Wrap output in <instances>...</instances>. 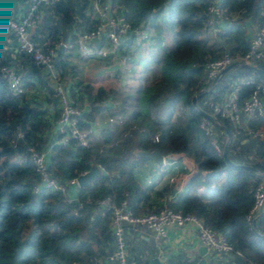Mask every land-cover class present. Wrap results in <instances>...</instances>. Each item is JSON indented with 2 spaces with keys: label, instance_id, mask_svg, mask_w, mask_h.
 Listing matches in <instances>:
<instances>
[{
  "label": "trees",
  "instance_id": "trees-1",
  "mask_svg": "<svg viewBox=\"0 0 264 264\" xmlns=\"http://www.w3.org/2000/svg\"><path fill=\"white\" fill-rule=\"evenodd\" d=\"M108 1L130 25L127 36L120 41V53L131 54L127 50L131 46L143 60V66L134 74V86L118 90L92 91L90 84L80 81L68 84L66 89L81 110L76 117L80 128L93 122L95 113L88 109L92 104L104 105L102 110L112 118L96 133L89 134L88 146H79L73 138L62 143L60 134L51 132L58 112L54 94L56 103L46 88L49 95L42 102L28 98L25 89L13 93L7 86L5 73L0 71V264H98V258H105L112 249L109 213L95 204L107 195L116 200L125 197L134 213L162 206L189 211L226 237L239 252L234 254L239 264H264V213H258L253 224L245 220L252 201V186L255 180L264 178L245 168L229 166L221 155L228 136L229 160L264 170V137L244 132L245 128L264 131V116L241 115L236 126L229 116L221 117L210 107V103L222 101L233 83L238 84L236 101L241 105L253 84L240 80L264 82V73L233 65L214 84L203 78V66L208 60L224 52L237 57L246 49L248 20L255 22L257 28L261 26L264 0H218L226 17L217 23L210 21L208 0ZM88 3L89 0H55L44 5L57 18L50 20L43 41L30 37L43 50H54L56 60L53 58L52 68L60 83L64 74L73 70L66 67L68 52L59 51V43L92 26L91 23L73 32V16ZM138 25L149 31V41L143 48L130 44L131 29ZM23 56L28 59L31 71L47 70ZM2 63L6 65L5 54ZM253 64L264 70V60ZM39 82L41 87L45 86L41 79ZM219 82L221 85L217 86ZM201 91L205 92L193 105L191 97ZM259 97L264 104V92ZM82 102L87 105L82 107ZM176 103L187 107V127L201 138V153L189 151L183 135H170L168 123ZM196 107L214 117L208 119L214 136L204 133L199 126L205 116ZM17 132L21 135L17 136ZM213 137L219 151L210 144ZM243 138L256 143L252 149L258 146L256 149L261 151L247 152L241 148ZM27 146L45 150L48 172L62 182L92 165L102 169L86 186H77L73 199L66 191L33 192L38 176L27 157ZM136 150L162 154L189 151L196 171L183 191L173 199L153 203L155 206L151 208V202L143 203L149 189L140 188L133 177V169L145 160L135 154ZM240 153L242 160H237L235 156ZM222 175L220 182L218 178ZM127 229L132 230L129 226Z\"/></svg>",
  "mask_w": 264,
  "mask_h": 264
},
{
  "label": "built area",
  "instance_id": "built-area-1",
  "mask_svg": "<svg viewBox=\"0 0 264 264\" xmlns=\"http://www.w3.org/2000/svg\"><path fill=\"white\" fill-rule=\"evenodd\" d=\"M55 0H29L27 11L20 19L11 17L5 7L0 4V71L4 72L7 79V86L13 93H22L24 87L19 81L16 73L2 63L4 59V45L1 39L7 34H12L17 49L27 55L35 64H40L49 72L53 83V94L58 102L57 117L51 127V132L60 134V141L63 143L68 138L75 139L81 147L88 146V136L95 126L100 127L112 121L106 112H102L101 119H96L87 128H80L76 117L80 113V108L74 103L66 87L58 81L56 72L52 68L54 50H43L34 42L29 34L28 27L32 23L34 16L40 6L49 5ZM90 9L94 14V22L87 29L79 30L74 33L72 39L59 43L62 49L76 52L80 56L107 57L115 54L118 50L120 41L127 36L130 29L128 22L117 13L116 7L108 0H89ZM206 10L210 15V21L218 22L223 16L222 9L218 5V0H208ZM247 46L240 56L232 57L224 52L220 57L208 60L203 66V78L205 82L212 81L219 71L230 64L232 61H243L253 64L257 60H264V11L262 12L261 26L259 28L249 27L247 32ZM130 44L143 48L149 41V31L144 26H136L131 29ZM243 83H252L253 87L249 95L243 100L241 105L236 101L238 84L233 83L220 102L210 103L211 111L219 114L221 117L229 116L233 124L239 126L241 115L250 118L254 114L264 116V104L259 93L264 92V82H253L250 78L240 80ZM199 126L204 133L213 135L212 124L208 118L202 117ZM245 133L263 138L264 131L261 129L245 128ZM17 136L21 132L16 133ZM156 140V136H154ZM210 144L214 150L219 151V145L216 138L213 137ZM27 157L32 165L38 180L32 186L33 192L41 189L53 191H66L67 185L76 183L75 178L62 182L52 176L47 169V157L45 150H36L32 146H27ZM97 167L101 170V166ZM84 172V171H83ZM172 180V177H169ZM251 204L245 214V220L252 223L253 219L264 209V180H255L251 189ZM95 204L109 213V228L112 236V249L107 254L106 259L115 264H128L126 262V240L125 234L127 226L135 229L137 226H143L148 229L151 237L155 241H161L168 228L183 227L191 224L196 232L200 244L216 253L239 254L228 242L222 233L214 231L210 226L205 225L196 215L182 209H173L168 206H162L141 213H134L129 208L127 200L122 197L118 200L111 196H105L97 199Z\"/></svg>",
  "mask_w": 264,
  "mask_h": 264
},
{
  "label": "crops",
  "instance_id": "crops-1",
  "mask_svg": "<svg viewBox=\"0 0 264 264\" xmlns=\"http://www.w3.org/2000/svg\"><path fill=\"white\" fill-rule=\"evenodd\" d=\"M28 3L29 0H24L22 4L14 3L12 6H8L4 0H0V4L5 7L7 13L15 19H20L25 15ZM263 11L264 6L260 13ZM56 18L57 15H54L50 8L40 6L27 29L29 36L33 40L43 41L47 34L46 27L50 24V20ZM73 19V32L93 23L94 14L89 3L84 9L76 11ZM248 22L249 27L252 29L256 27L255 22L252 23L249 20ZM1 42L4 45L5 63L9 69L16 73L19 81L23 83L26 96L39 99L40 102L49 94L53 98L52 86L54 82L49 79V72L43 68L44 73L31 71L28 59L18 51L12 34H7L1 39ZM127 50L131 54L122 55L118 48L115 54L107 57L80 56L76 52H63L66 53V67H70L73 72L71 74L66 72L62 78V83L65 87L69 83H77L76 81L88 83L91 85L92 91L97 88L118 90L123 86H134L136 83L134 74L143 66V60L138 58L137 51L131 46ZM39 79L42 80V84H45L44 87H41ZM45 88L49 91V94L45 91ZM53 100L55 101V99ZM86 105L87 103H81L82 107ZM103 108L97 113L94 112L93 121L97 118L101 119ZM188 118L187 107L181 103H176L168 123L169 133L172 137L183 135L190 149L189 151L198 154L201 153V138L196 135L192 128L187 127ZM94 126L95 129L92 133H96L99 129L98 124ZM233 141H235V138ZM241 143V148H244L247 152L254 148V142L250 141L249 138H243ZM257 147L252 150L260 152L261 150L256 149ZM189 151L160 153L163 157L161 164L145 158L140 165L133 169V177L137 185L144 190L149 189L148 197L143 203L151 202V208H154L153 203L159 204L173 199L176 194L185 189L190 182L191 174L196 171L195 162ZM242 155L240 153L235 158L242 160ZM169 177H172V180H169ZM222 180L223 175L218 178V181ZM76 188V183L67 185V195L70 199L75 198ZM261 212H264V209ZM125 240L130 264H197L200 259L204 260L202 264H239V260L234 254L216 253L200 244L191 224L179 228H168L166 236L161 241H155L147 228L137 226L135 229L126 230ZM97 261L98 264H115L108 261L106 257L98 258Z\"/></svg>",
  "mask_w": 264,
  "mask_h": 264
},
{
  "label": "water",
  "instance_id": "water-1",
  "mask_svg": "<svg viewBox=\"0 0 264 264\" xmlns=\"http://www.w3.org/2000/svg\"><path fill=\"white\" fill-rule=\"evenodd\" d=\"M24 0H4L5 4L8 6H12L14 3H18V4H22ZM62 50V46H59V51ZM56 60V57L54 58ZM233 65H239L240 67L246 68L248 70L254 71V72H260V73H264V70L257 67L254 64H250V63H246L243 61H232L230 64H228L226 67H224L223 69H221L219 71V73L217 74V76L215 78H213V80L211 81V84H214L216 81H218L219 77L221 74H223L226 70H228L231 66ZM209 90V89H208ZM206 90V91H208ZM205 91H201L198 92L196 94H194L191 97V103L194 105L195 104V99L200 96L201 94H203ZM53 99H55V97L53 96ZM104 105H99V104H92L88 107L89 110L97 113L101 108H103ZM197 111L202 114L203 116H205L206 118H208L209 120H214V117L210 114H207L206 112H204L203 110H201L200 108L196 107ZM228 136L226 137V141L223 145V148L221 150V155L224 158L225 162L229 165V166H233V167H242L245 168L251 172L256 173L259 177L264 178V170H260L252 165H248V164H243V163H235L232 162L231 160H229V158L226 155V147H227V143H228ZM135 154L137 156L143 157V158H148V159H152L154 160L157 164H161L162 163V155L160 153H158L155 150H136ZM100 173V169L95 166L92 165L89 167L88 170L78 174L75 177V182L77 184V186H86L88 184V182L95 178L98 174ZM264 212H261L260 214H262ZM255 219V218H254ZM254 219L252 221V224L254 222ZM204 263L203 259L198 260L197 264H202Z\"/></svg>",
  "mask_w": 264,
  "mask_h": 264
},
{
  "label": "rangeland",
  "instance_id": "rangeland-1",
  "mask_svg": "<svg viewBox=\"0 0 264 264\" xmlns=\"http://www.w3.org/2000/svg\"><path fill=\"white\" fill-rule=\"evenodd\" d=\"M68 53H72L73 51H67ZM256 64V63H255ZM254 64V65H255ZM49 79H50V77H49ZM51 80V79H50ZM221 85V82H219L218 83V85L217 86H220ZM221 182V181H220ZM126 262L128 263V264H130V262H129V260H128V257H126Z\"/></svg>",
  "mask_w": 264,
  "mask_h": 264
}]
</instances>
